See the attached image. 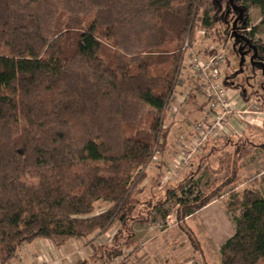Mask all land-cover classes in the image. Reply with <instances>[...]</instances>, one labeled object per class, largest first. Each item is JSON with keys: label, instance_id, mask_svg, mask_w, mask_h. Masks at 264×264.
Wrapping results in <instances>:
<instances>
[{"label": "trees", "instance_id": "obj_1", "mask_svg": "<svg viewBox=\"0 0 264 264\" xmlns=\"http://www.w3.org/2000/svg\"><path fill=\"white\" fill-rule=\"evenodd\" d=\"M233 1L244 10L242 34L257 49L255 61L264 64V43L249 21V8L257 7L264 28V0ZM238 15L230 0H0V264L37 239L63 246L119 224L112 248L102 253L109 262L134 247L133 224L166 221L162 204L151 218L133 212L148 168L167 149L165 122L185 42L193 46L196 31L205 29L221 43L222 27L232 31ZM227 60L234 79L240 71H232L228 54ZM259 68L251 65L250 74ZM195 82L186 104L203 97ZM259 86L264 91V75ZM249 147L237 144L225 187L240 183L239 163ZM191 183L167 192L183 229L220 197L192 199ZM237 193L228 206L235 230L221 247L220 264H264V187ZM99 202L108 209L97 213Z\"/></svg>", "mask_w": 264, "mask_h": 264}, {"label": "rangeland", "instance_id": "obj_2", "mask_svg": "<svg viewBox=\"0 0 264 264\" xmlns=\"http://www.w3.org/2000/svg\"><path fill=\"white\" fill-rule=\"evenodd\" d=\"M261 20L262 17L259 8L253 6L250 7V26L251 28H257L255 40H259L264 43V28L260 27ZM222 28L224 29L223 32L226 35V38H224L221 43L215 42L214 37L210 32L206 31L205 29H198L194 38V44L193 46L190 44V46H192V49H194L196 52L204 51V53H209V51L211 53L213 50L216 51L220 48H224L229 55V59L232 60L231 65L236 64L235 62L239 63L241 61L240 64L235 65L240 71V74L238 76L236 75L234 79H232L231 74L233 72H228L227 76L230 77V79L225 84H227V87L237 89L241 95L247 94V104H249V101L252 99L259 107V110L264 112V91L259 86L260 80L263 76L262 69L257 67L259 69L250 74L252 65L251 57H253V55L248 54L247 51L242 53L238 41L232 36V31L227 29L226 26H223ZM240 30L242 31V27L238 25L237 31L239 33ZM184 54L185 59L177 90L184 89L185 81L187 79V75L189 74L188 64L190 61V52L186 50L184 51ZM241 54H244V56H241ZM236 68H233V70ZM235 74L236 72L234 75ZM259 110L255 108L254 110L252 109V111ZM170 112L172 111L169 110V113ZM194 119V122L197 123L200 118H196L194 116ZM194 122H192L190 125H186L187 130L191 128L190 132L185 133V135H181L182 138L188 139H179V146H176L178 148L177 152H179L181 158H183V150H185V148L182 146L183 142L181 143V141L185 140L188 146L186 147L191 148V144L187 142V140H193L192 136H194V134L192 135V126L194 125ZM217 139L211 140L207 143L204 148L203 155L201 154V151L200 153L198 152L193 155V162L191 159L188 164H182L181 158L177 160V162H174L175 164L171 165L170 168V175L167 174L168 172L166 169L163 175L158 173L159 171L156 165L157 163L159 164V162L157 161H155L154 167L151 165L148 168L147 173L150 178L148 182H144L140 186L141 193L136 197V199L140 201V204L137 205L133 215L141 219H144L147 216H149L148 218L157 216L154 207H156L157 204H162L163 210L168 212V217L166 221H162V219H160L158 222L151 221L145 224H133L132 234L134 247L131 248L132 253H130L129 248H127V250L126 248H123V251L119 257H114L116 261H114L112 264H152V258L150 257L154 258V264L221 263V247L224 242L234 234L235 230V224L233 220V216L235 214H233L232 210H230L228 207L231 203V197L239 194L237 193L239 192L238 187L244 184L246 181L260 180L263 182L264 176L262 175L264 174V155L260 150H255L254 153L252 150L253 155L249 154L250 156L246 155L243 157L240 163H247L248 165L249 162L251 163L253 161V163H255L253 170L249 172L244 170L242 174L243 176H240L241 180L238 181L240 183L225 187V183L228 182V179L232 176L233 160L231 156L235 153L237 146L236 144L242 143L243 141H228V145L225 146L224 143H221L223 141H220V143H215ZM178 142L176 144H178ZM214 146H216L217 151L210 152ZM176 147L173 150H176ZM172 159L173 157L171 156V159L169 157L163 160L162 163L169 167ZM156 160H161L159 159V155L158 159L156 158ZM198 170L199 173L197 174ZM190 180L192 183L188 188L190 189L188 192L193 194L191 197L192 199L199 195L207 196L214 193H220V197H217V199H214V202L198 211L195 215L186 219V221L183 223L185 229H183L180 227V225H178L179 223L176 218L179 207L174 200H168L167 192L170 190H175L180 184ZM27 183L35 185V183L30 180H27ZM237 185L238 187H236ZM244 188L245 186L241 187L239 190H243ZM178 195L180 196V193ZM108 207L109 204L99 202L96 204V212L100 213L105 211L108 209ZM119 229L120 225L116 224L111 233H107L105 236L103 235V238H99V243L93 244L92 242L94 241H89L86 246H90V244L92 245L83 253H79L77 251L75 252L80 254V256L82 255V260H85L90 255L93 256L96 249L100 245L104 246L105 250L107 248H111L113 246L111 241L113 240L114 235H117ZM187 232H190L192 237L194 236V239L198 241V247H194L189 236L187 235ZM128 234L125 235L128 236ZM90 238L93 239L94 236L89 237V239ZM119 245L123 246V239H120ZM135 246L145 248L146 250L144 249V251L140 253H138L140 251L138 250V252L134 253L136 249ZM147 252H149L151 256H149ZM102 253L103 252L98 254L96 258L91 259L86 264H102L103 260L105 259V256H103ZM135 254H137V256H135ZM71 258L74 259L73 256H71Z\"/></svg>", "mask_w": 264, "mask_h": 264}, {"label": "crops", "instance_id": "obj_3", "mask_svg": "<svg viewBox=\"0 0 264 264\" xmlns=\"http://www.w3.org/2000/svg\"><path fill=\"white\" fill-rule=\"evenodd\" d=\"M197 53H200L203 56H205L207 54L206 52L204 53V51L197 52ZM235 63L236 64L232 65V69L237 67L235 65L240 64L238 62H235ZM187 76H188V78L185 81L184 89L176 91L174 102L170 106V109H169L172 112L167 114L165 125H166V127H170V133H169L168 140H167L168 141L167 149L164 152V154L159 155V159H161L160 160L161 162L159 160H155V161L159 162V164L157 163L156 167L159 171L158 173H161V175H163L165 173L164 172L165 169L168 172L167 174L170 175L171 165H174L175 164L174 162H177V160H179L181 158V155L179 154V152H177L178 148L176 147V146H179L180 136L185 135V133L190 132L191 128L187 130L186 125H190L192 122L195 121L194 116L196 118H199L200 115L202 116V114H203L202 112L205 110V107H206L205 106V99L202 96H199L196 99L194 98V99L189 100V103H187V104L184 103V101L187 99V96L190 94V91L194 87V82H195V80L193 79V76L190 72V69H189V74ZM228 92H229V95L231 97V100L235 104V113L230 118V125L232 128V133L229 136L219 137L215 141V143H217V142L220 143V141H222L221 139H224V140L227 139L228 141H233V142L243 141L242 143H247L250 145V147H249L250 155H253L255 150H260L264 155V150H262L260 148L261 145L264 143V112H261L259 110V107L254 103V100H252V99L249 101V104H247L246 95H241L237 89H233V88L228 87ZM176 105L182 106V107H180L179 113L174 111V108H176L175 107ZM254 108L258 109L259 111H252V109L254 110ZM253 115H255V116H253ZM190 116H192V117H190ZM177 142H178V144H176ZM187 142L191 143V140H187ZM181 143H182V141H181ZM205 146L201 150L202 155L204 153ZM175 147H176V150H173ZM252 150H253V153H252ZM215 151H217V149ZM210 152H212V151L210 150ZM173 154H174V156H173ZM171 156L173 157V159H172L169 167H167L162 162H163V160H165L169 157L171 159ZM157 159H158V157H157ZM182 159L183 158H181L182 164H186ZM193 159H192V162L194 161ZM154 163L155 162H153V164H152L153 167H154ZM241 163H240V168H241L240 169V176H243L242 174H243L244 170L246 172L252 171L254 166H255V163H253V161L251 163L249 162L248 165H247V163H244V164L243 163L241 164ZM262 176H264V174ZM149 178H150V176L148 175L147 179L144 182H148ZM263 185H264V183L260 180H258L256 183H254L250 180V181H246L244 184L240 185L238 187V191H243L246 189L262 190L264 187ZM243 186H245V188L243 190H239ZM112 230H113V228L107 233H111ZM115 236L116 235H114V237ZM114 237H113V239H114ZM99 238H103V235L98 237V238H95V239H91V238L90 239L89 238L88 239H81V240L72 239V240H69L68 242H66V244L63 246H56V244H54L52 241L47 240V239H37V240L23 246L19 250V254H18L17 259L11 261L8 264H78L79 262L85 263V262L90 261L93 258H96V256L98 254H100L101 252H103L105 250V247L101 246L99 244L100 246L97 249L95 248L96 249L95 254L93 256L90 255L85 260H82V258H81L82 255L80 256V254L76 253L75 251H77L79 253H81V252L83 253L86 249H88L92 245V244H90V246L89 245L86 246L89 241H94L92 243L97 244V243H99ZM111 248H107L106 250L111 249ZM135 248L136 249H135L134 253L138 252V250H140L138 252V253H140V252L144 251V249H145V248L138 247V246L137 247L135 246ZM126 250H127V248H126ZM129 250H130V253H132L131 248H129ZM73 252H75V253H73ZM147 253L149 254V256H151V254L149 252H147ZM71 254H73V255H71ZM137 254H135V256H137ZM75 255H76V257H75ZM71 256H73L74 259H72ZM115 258H112L109 262H106V260H103L102 264H112L114 261H116ZM150 258H152L151 259L152 264H154V262H155L154 258L153 257H150Z\"/></svg>", "mask_w": 264, "mask_h": 264}, {"label": "built area", "instance_id": "obj_4", "mask_svg": "<svg viewBox=\"0 0 264 264\" xmlns=\"http://www.w3.org/2000/svg\"><path fill=\"white\" fill-rule=\"evenodd\" d=\"M186 50L190 52V72L207 102L201 120L194 127L191 148H187L185 140L182 141L185 148L182 160L188 164L193 155L200 152L209 141L232 133L229 120L235 113V104L224 82L227 73L231 72L226 50L220 48L203 56L190 47L189 40L184 45V51ZM179 106H175V112H180Z\"/></svg>", "mask_w": 264, "mask_h": 264}, {"label": "water", "instance_id": "obj_5", "mask_svg": "<svg viewBox=\"0 0 264 264\" xmlns=\"http://www.w3.org/2000/svg\"><path fill=\"white\" fill-rule=\"evenodd\" d=\"M234 8L237 10L236 12H239V15H238L237 19L234 21L233 25H232V36H233V38L235 40H243L246 43V46H250V48H252L255 51L254 56L251 57V64L255 68L261 67L263 75H264V64L263 63H258V62L255 61V58H257V55H258L256 47L253 44H251V42L244 35L240 34L237 31V24H238L239 21H244V23L247 24V21L244 18L245 17L244 10L242 8H240V7L239 8L238 7H234ZM241 56H244V54H241Z\"/></svg>", "mask_w": 264, "mask_h": 264}, {"label": "flooded vegetation", "instance_id": "obj_6", "mask_svg": "<svg viewBox=\"0 0 264 264\" xmlns=\"http://www.w3.org/2000/svg\"><path fill=\"white\" fill-rule=\"evenodd\" d=\"M230 2H231V4H232L233 8H234V7H238V8H239V6H236V5L234 4V1H233V0H230ZM234 9H235V8H234ZM236 11H237V10H236ZM238 13H239V12H238ZM244 18L246 19V17H244ZM236 19H237V18H235V20H236ZM235 20H234V21H235ZM233 23H234V22H233ZM242 24H245L244 21H239L238 24H237V26H238V25H239V26H242ZM232 25H233V24H232ZM240 33L242 34V31H241V30H240ZM242 35H243V34H242ZM244 46H245V45H241V44H240V46H239V47H240V50H241L242 53H243V52H246V51L248 52V50H246V49H245L246 47L244 48ZM247 47L250 48V46H247ZM251 49H252V48H251ZM248 54H250V53L248 52ZM257 56H258V55H257Z\"/></svg>", "mask_w": 264, "mask_h": 264}]
</instances>
